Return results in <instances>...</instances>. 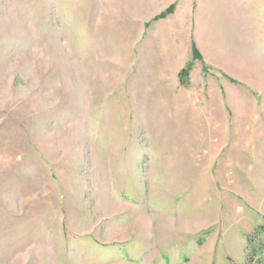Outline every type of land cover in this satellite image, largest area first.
<instances>
[{"label": "rangeland", "instance_id": "1", "mask_svg": "<svg viewBox=\"0 0 264 264\" xmlns=\"http://www.w3.org/2000/svg\"><path fill=\"white\" fill-rule=\"evenodd\" d=\"M263 226L264 0H0V264H264Z\"/></svg>", "mask_w": 264, "mask_h": 264}, {"label": "trees", "instance_id": "2", "mask_svg": "<svg viewBox=\"0 0 264 264\" xmlns=\"http://www.w3.org/2000/svg\"><path fill=\"white\" fill-rule=\"evenodd\" d=\"M174 8H175L174 6L169 7L165 13L161 14V15L158 17V19H165L168 15H170V14H172V13L174 12ZM193 56H194L196 59H197V58L200 59V54L198 53V51H197V49H196L195 46L193 47ZM189 70H190V66H189L188 68L182 70V71L180 72V75H187ZM262 229H263V230H262ZM261 231H264V226L261 228ZM254 241H255L254 238L249 237V247H253ZM263 249H264V248H263ZM251 252H252V253L250 254V259H251V261H252V260L255 259V257H256L257 255H259V252L262 253L263 251H258V249H257V250H256V249H253ZM233 264H234V263H233Z\"/></svg>", "mask_w": 264, "mask_h": 264}]
</instances>
